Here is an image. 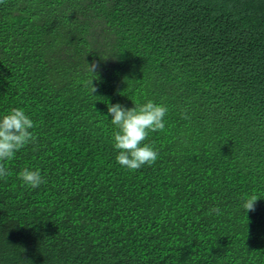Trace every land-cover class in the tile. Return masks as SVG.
I'll return each instance as SVG.
<instances>
[{
    "label": "trees",
    "instance_id": "1",
    "mask_svg": "<svg viewBox=\"0 0 264 264\" xmlns=\"http://www.w3.org/2000/svg\"><path fill=\"white\" fill-rule=\"evenodd\" d=\"M148 100L159 156L128 170L108 105ZM12 108L37 140L0 179V264H264V0H2Z\"/></svg>",
    "mask_w": 264,
    "mask_h": 264
},
{
    "label": "clouds",
    "instance_id": "2",
    "mask_svg": "<svg viewBox=\"0 0 264 264\" xmlns=\"http://www.w3.org/2000/svg\"><path fill=\"white\" fill-rule=\"evenodd\" d=\"M86 63L88 71L96 76L98 63L95 60ZM93 80L89 81L92 94L97 92ZM168 111L167 105L157 104L152 100L143 104L135 103L131 108L119 103L108 105V113L112 117L111 123L115 126L112 136L114 148L118 150L116 160L121 166L136 171L145 165L151 166L157 161L159 151L146 141L150 133L165 130V117ZM186 111H182L181 116L183 119H190ZM35 127V123L23 108H12L8 114L0 118V179L11 175L8 162L15 158L16 153L37 140L34 132L30 131ZM18 177L24 185L33 189L46 183L39 169L25 167L18 173ZM259 199L256 194L248 196L243 204L245 211H255V203ZM212 213L222 214L219 207L210 209L209 214Z\"/></svg>",
    "mask_w": 264,
    "mask_h": 264
}]
</instances>
